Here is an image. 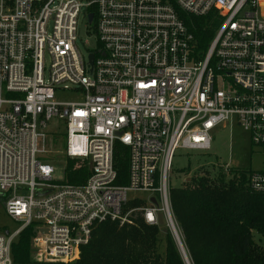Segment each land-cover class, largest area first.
Here are the masks:
<instances>
[{"label":"built area","instance_id":"built-area-1","mask_svg":"<svg viewBox=\"0 0 264 264\" xmlns=\"http://www.w3.org/2000/svg\"><path fill=\"white\" fill-rule=\"evenodd\" d=\"M211 15L202 50L184 16ZM81 20L97 38L86 54ZM227 124L264 150V0H0V201L18 224L0 231V264L28 227L40 264L78 261L105 222L167 229L184 250L172 158L209 151ZM59 141L86 162L85 182L67 183L66 166L52 177L42 157ZM248 184L264 195V172Z\"/></svg>","mask_w":264,"mask_h":264},{"label":"trees","instance_id":"trees-1","mask_svg":"<svg viewBox=\"0 0 264 264\" xmlns=\"http://www.w3.org/2000/svg\"><path fill=\"white\" fill-rule=\"evenodd\" d=\"M184 18L199 39L200 48L206 50L219 27L217 20L213 15ZM251 172L227 169L215 179L198 176L185 187L171 189L172 211L192 264H264L260 245L264 237V195L250 189ZM126 174L124 167V179ZM66 175L69 184L85 182L89 176L86 162L67 158ZM164 230L141 220L123 227L102 223L82 248L80 259L71 264H184L177 243ZM32 236L33 227H28L14 242L13 264L35 263L31 259Z\"/></svg>","mask_w":264,"mask_h":264},{"label":"rangeland","instance_id":"rangeland-1","mask_svg":"<svg viewBox=\"0 0 264 264\" xmlns=\"http://www.w3.org/2000/svg\"><path fill=\"white\" fill-rule=\"evenodd\" d=\"M79 32L78 43L80 49L85 54L87 47L96 50L97 38L92 31V25L87 21L81 20ZM49 67L50 62L46 59V68L48 69ZM61 97H67V99L72 98L70 93L63 94ZM59 124L58 121L51 123L52 126ZM211 138V149L207 152L177 150L174 153L169 172L170 189L185 187L186 184L191 182L192 178L198 176L205 175L210 179H215L220 171L224 172L227 169L236 168L252 172H264V150L253 146L248 135L239 127L230 124L225 125V127H218L211 133ZM58 143V145L55 144L50 149L48 154L42 157V160L45 163H50L55 168L52 177L56 180H62L64 178V168L67 158L63 154L64 148L62 142L59 141ZM79 162L81 164L83 163L82 161ZM17 227L18 224L6 215L4 204L0 201V231H13ZM179 251L184 264H186L182 251L180 249ZM33 257L34 255L31 252L32 261H34ZM187 258L190 264H192L188 255ZM32 264L40 263L35 262Z\"/></svg>","mask_w":264,"mask_h":264},{"label":"water","instance_id":"water-1","mask_svg":"<svg viewBox=\"0 0 264 264\" xmlns=\"http://www.w3.org/2000/svg\"><path fill=\"white\" fill-rule=\"evenodd\" d=\"M92 19H93V15H92V14H90V15H89V17H88V20H89V22H90V23L92 22ZM92 58H93V57H92V56H90V61H91V62H92ZM188 181H189V180H188ZM159 223H160V225H161V226H163V225H164V223H163V219H162V217H161V216L159 217ZM167 231H168L167 229H165V230H164V232H167ZM181 251H182V253H183V251H184V250H183V249H181Z\"/></svg>","mask_w":264,"mask_h":264}]
</instances>
